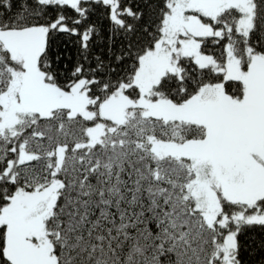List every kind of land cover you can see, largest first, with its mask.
Instances as JSON below:
<instances>
[{
	"label": "snow or ice",
	"instance_id": "1",
	"mask_svg": "<svg viewBox=\"0 0 264 264\" xmlns=\"http://www.w3.org/2000/svg\"><path fill=\"white\" fill-rule=\"evenodd\" d=\"M256 227L264 0H0V264H242Z\"/></svg>",
	"mask_w": 264,
	"mask_h": 264
},
{
	"label": "trees",
	"instance_id": "2",
	"mask_svg": "<svg viewBox=\"0 0 264 264\" xmlns=\"http://www.w3.org/2000/svg\"><path fill=\"white\" fill-rule=\"evenodd\" d=\"M68 14H72L69 12ZM91 21L100 24L102 27L107 25V20L104 17L103 9L98 8L94 16L91 17ZM76 38L61 37L58 40V46L60 50L63 51V45L67 44V54L73 55L75 53V47L71 43ZM238 240L242 245V264H264V249L260 246L264 243V230L256 227L249 229L242 233Z\"/></svg>",
	"mask_w": 264,
	"mask_h": 264
}]
</instances>
